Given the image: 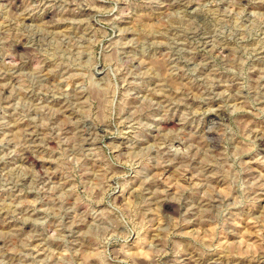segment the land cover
<instances>
[{"label": "rangeland", "instance_id": "rangeland-1", "mask_svg": "<svg viewBox=\"0 0 264 264\" xmlns=\"http://www.w3.org/2000/svg\"><path fill=\"white\" fill-rule=\"evenodd\" d=\"M0 264H264V0H0Z\"/></svg>", "mask_w": 264, "mask_h": 264}]
</instances>
